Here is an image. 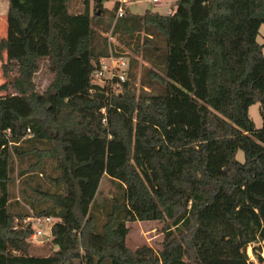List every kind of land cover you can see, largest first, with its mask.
<instances>
[{"label":"trees","instance_id":"1","mask_svg":"<svg viewBox=\"0 0 264 264\" xmlns=\"http://www.w3.org/2000/svg\"><path fill=\"white\" fill-rule=\"evenodd\" d=\"M8 2L0 264H264V0H178L169 15L121 18L113 0ZM108 32L148 64L132 59L118 91L92 82L118 55ZM75 141L124 149L92 202L77 173L93 160ZM34 218L55 220L46 255L29 241ZM138 221L166 222L160 249L129 248Z\"/></svg>","mask_w":264,"mask_h":264},{"label":"rangeland","instance_id":"2","mask_svg":"<svg viewBox=\"0 0 264 264\" xmlns=\"http://www.w3.org/2000/svg\"><path fill=\"white\" fill-rule=\"evenodd\" d=\"M173 0H163L158 3H154L153 0H132L128 5L130 9V13L132 15H144L146 10H150L153 12H159L160 14H166L168 12H172L175 5L172 2ZM78 2L79 5L75 8L77 10L82 9L81 0H74V4ZM108 8H112L113 3H108L106 5ZM8 9L9 2L8 0H0V41L2 39L7 38L8 34ZM94 13V12H93ZM111 33L108 32L105 36L108 38L109 44L112 49L115 47L118 51V55H124L130 61L132 59H136L138 62L142 63L144 66H148V64L143 63L141 61V57L138 54H135L132 48L127 47L124 44H121L115 38H111ZM257 42L261 45H264V24L261 26L259 36L257 38ZM263 55H264V46H263ZM7 54L4 53V60H6ZM2 63L0 62V85L5 82V79L2 75L1 70ZM131 71V70H130ZM142 73V67L138 65L136 68L137 74V83L136 88L139 86V78ZM129 74V71H128ZM38 83L41 86V89L44 88L46 84V80L42 79L41 76L38 78ZM249 116L251 120L255 123L257 128H261L263 126V118L261 115V105L255 104L249 108ZM82 142V141H81ZM80 143L77 141L74 142L75 150L77 157L81 160H93V165L90 167L79 171L78 176L82 177L84 181L82 182V186L84 189V195L86 197L87 202H92L95 197L98 195L99 191L103 189L108 182V177L113 176L115 169L122 164L124 158V149L123 146L114 143L112 141L107 142L105 145H89L88 147H78ZM83 144V143H82ZM84 145V144H83ZM237 158L239 161L244 160L243 152H238ZM86 180L88 182H86ZM130 228V232L127 237V244L129 248L132 250H136L144 245L149 247H153L155 249H160L161 244L164 240V231L166 222H134L128 224ZM51 236L47 233L42 239L41 243L31 242L33 247V253L35 254H48L52 246L50 244ZM253 246L248 248V255L251 260L257 263L256 258L252 252ZM261 256L264 258V249L261 251Z\"/></svg>","mask_w":264,"mask_h":264},{"label":"built area","instance_id":"3","mask_svg":"<svg viewBox=\"0 0 264 264\" xmlns=\"http://www.w3.org/2000/svg\"><path fill=\"white\" fill-rule=\"evenodd\" d=\"M132 0H113V5L118 3V9L116 13L117 18H121L125 15V9L131 3ZM162 0H153L154 3H158ZM130 60L122 56H115L111 53L108 57L102 58L97 65V68L92 74V82L97 85H107L113 88L114 91H118L122 84L128 79ZM104 112V111H103ZM103 123L107 124V118L103 119ZM34 222V232L30 237L31 242L41 243V239L47 235L51 236L52 226L55 220L52 218H34L28 219Z\"/></svg>","mask_w":264,"mask_h":264},{"label":"crops","instance_id":"4","mask_svg":"<svg viewBox=\"0 0 264 264\" xmlns=\"http://www.w3.org/2000/svg\"><path fill=\"white\" fill-rule=\"evenodd\" d=\"M163 1V0H162ZM178 0H173L172 2H173V4L175 5L176 4V2H177ZM176 7V6H175ZM175 7L173 8V10H172V12L175 10ZM171 12V13H172ZM170 12H168V13H166V14H163V15H169V14H171ZM78 143H80L79 144V146L78 147H84L85 146V148L86 147H88L89 145L87 144V142H81V141H77ZM84 145H83V144ZM89 144H91V145H95V144H97V145H105V144H107V143H94V142H88Z\"/></svg>","mask_w":264,"mask_h":264}]
</instances>
